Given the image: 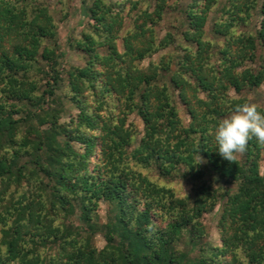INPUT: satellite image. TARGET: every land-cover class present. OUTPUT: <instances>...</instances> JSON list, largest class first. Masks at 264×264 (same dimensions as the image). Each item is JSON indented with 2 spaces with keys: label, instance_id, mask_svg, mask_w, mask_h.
Listing matches in <instances>:
<instances>
[{
  "label": "trees",
  "instance_id": "obj_1",
  "mask_svg": "<svg viewBox=\"0 0 264 264\" xmlns=\"http://www.w3.org/2000/svg\"><path fill=\"white\" fill-rule=\"evenodd\" d=\"M184 2L160 39L167 0H93L64 69L49 0H0V264H264V144L229 162L210 134L264 85V3L226 0L208 39L219 0Z\"/></svg>",
  "mask_w": 264,
  "mask_h": 264
},
{
  "label": "rangeland",
  "instance_id": "obj_2",
  "mask_svg": "<svg viewBox=\"0 0 264 264\" xmlns=\"http://www.w3.org/2000/svg\"><path fill=\"white\" fill-rule=\"evenodd\" d=\"M93 0H66L64 5L58 4V0H49L51 5V11L55 20L58 22V32H59V47H60V62L62 68L68 69L69 67H82L84 61L82 56L74 52L68 47L69 39L79 38V34L84 29L87 17L85 13V8L90 6ZM112 2H121L122 0H110ZM168 1V13L165 15L164 20L160 23L158 27L159 38L162 39L168 33L178 34L179 25L183 20V10L185 8L186 2L184 0H167ZM226 3V0H219L218 5L210 12L209 18L205 27V33L208 39H212L211 27L215 20L220 16V11L222 6ZM264 3V0H259V6ZM258 10V9H257ZM66 13V17L63 15ZM258 15H255V23L258 24L259 21ZM128 20L126 21V25ZM170 53H175V49L172 47L162 50L152 56V61H157L161 56L167 55ZM148 61L144 62L146 65ZM62 95V93H59ZM244 97L248 99L249 102L257 104L259 107L264 108V85L259 89H256L250 93H244ZM65 112L61 116L62 122L69 121L70 118L75 117L77 114L76 109L71 106L68 102L63 101ZM181 117L185 120L182 111L180 110ZM130 120L134 122L140 130H142V123L136 116H131ZM186 121V120H185ZM264 162H261V171H263ZM153 179H156V176L151 174ZM211 175L205 177L206 180H209ZM213 180V179H212ZM169 186L172 187L176 193L181 197L191 196L193 193L194 183L191 181H181L175 180L169 183ZM231 190H234L231 187ZM221 205L219 203L212 213L205 215L203 217V224L205 225L208 233V241L214 245H220L219 233L217 229L218 218L221 212ZM105 215V205L102 203L99 211V216L101 219ZM77 220V218H76ZM103 221V220H101ZM78 224V222L76 221ZM94 244L98 249H101L104 246V240L101 234H97L94 238Z\"/></svg>",
  "mask_w": 264,
  "mask_h": 264
},
{
  "label": "clouds",
  "instance_id": "obj_3",
  "mask_svg": "<svg viewBox=\"0 0 264 264\" xmlns=\"http://www.w3.org/2000/svg\"><path fill=\"white\" fill-rule=\"evenodd\" d=\"M210 134L218 154L224 160L234 162L251 139L264 144V111L252 102L238 104L213 126Z\"/></svg>",
  "mask_w": 264,
  "mask_h": 264
}]
</instances>
